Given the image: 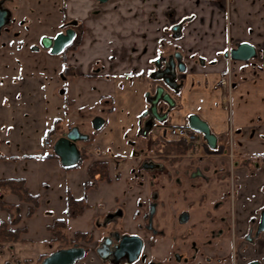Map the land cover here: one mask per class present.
Segmentation results:
<instances>
[{
    "label": "crops",
    "instance_id": "0c3cea01",
    "mask_svg": "<svg viewBox=\"0 0 264 264\" xmlns=\"http://www.w3.org/2000/svg\"><path fill=\"white\" fill-rule=\"evenodd\" d=\"M1 2L8 20L0 28V180L23 179L30 195L44 193L46 180L57 169L59 159L44 151L42 142L54 127H59V110L67 112L76 101L75 96L53 99L58 79L68 80L72 87L75 80L90 81L100 90L97 100L103 113L97 116L104 122L91 140V148L78 143L88 150L86 154H92L93 149L101 154L109 149L124 156L131 153L129 137L140 131L138 118L146 106L145 77L154 70L160 54L176 50L185 67L184 85L169 112L168 123L183 125L189 114H197L223 142L232 137L237 157L256 156L254 174L241 175L240 188L248 190L242 197L252 194L255 198L253 194L257 193V200H264V0ZM71 21L81 26V41L76 48L52 54L42 46V38H53ZM240 42L261 50V63L240 65L237 86L222 95L216 88L219 75L234 68L222 53ZM236 139L241 145L245 143L243 149L234 145ZM11 196L15 195L0 188V204L5 210L12 205ZM132 197L133 213L137 192ZM2 210L0 221H7ZM240 210L241 220L245 210L250 212L248 216L254 211L244 203ZM61 215L55 220L62 219ZM33 216L26 218L31 220ZM39 220L44 233L40 231L38 236L28 223L9 227L24 231L19 241L0 242V264H40L44 257L63 248L52 241L54 231L47 228L53 221ZM64 230L61 232L68 237ZM94 247L90 242L87 256L75 264H108L95 255ZM251 247L258 257L243 261L242 246V263L259 260L262 264L263 254L257 245Z\"/></svg>",
    "mask_w": 264,
    "mask_h": 264
},
{
    "label": "rangeland",
    "instance_id": "374dc122",
    "mask_svg": "<svg viewBox=\"0 0 264 264\" xmlns=\"http://www.w3.org/2000/svg\"><path fill=\"white\" fill-rule=\"evenodd\" d=\"M145 80H147L145 91L149 92L152 90V83L149 78H145ZM80 81V79L75 80L73 87L69 85L70 82L68 80L65 81L58 79L54 82L56 91L53 99L58 100L60 96L62 99L75 96L76 101L74 102V105L69 106L70 108L67 112H63L62 109L59 110L60 113L57 114L58 117L61 118V121L59 122V127H54L53 132L55 133L54 135L60 136L62 135V132L66 131L68 126L70 128L77 127L80 132L90 136V140L81 145H86L91 148L90 142L97 133V131H94L92 128V119L94 116L96 117L97 115H101L103 113L100 110L101 105L97 100L99 96L98 92L100 90L93 85V82L89 81L84 83L83 81ZM216 88H220L219 90L221 94L227 90V87L223 86L220 81L216 85ZM61 91H63L62 95ZM59 102H62V100H59ZM134 133L136 134L134 135ZM157 137L158 136L151 133L143 136L141 135V129L140 131L132 132L129 140L134 143V147L132 149H135L139 153L138 159H133L131 157V153H126V157H123L124 155H120L119 151H112L109 149L104 154L107 155L105 160L107 166L106 173L102 176L100 175V170H98L96 171V176L94 175L93 178H90L87 171L88 165L91 164L93 160H100L98 157L96 158V155L99 154L100 158L101 153L96 152L94 149V152L90 149L92 154L88 153L82 156L79 164L74 167L63 168L58 162L57 169L52 168L55 171L52 170L50 178L46 180L47 183L44 187V193L41 195H35L37 197V204L33 212L34 216L31 217V220L27 219L28 216H25L28 206L27 203H18L17 199L14 198L15 196H11L12 205H10L9 209L12 212L14 211V213L17 211L16 214H19L23 219L22 221L20 220L19 223H21V225L28 223V226L34 232V236H38L40 231L43 232V229L41 228L43 222L39 219H43L46 222H49L48 220L55 221V219L62 214L61 216L66 224V230H64V233L70 237L68 239L69 241H71V236H73L74 232L81 231L90 235L91 243L96 246L98 242H101L105 236L110 234V231L113 230L112 227H125L132 224L131 204L134 199L132 200L133 197L131 193V171L134 168L133 166L139 165L138 160L140 162L149 159L154 161L162 160L161 163L169 165L170 167L171 165L174 167L178 166V170H182L184 167L193 169V165L196 164V161H190L191 157L187 156L182 157V159L177 162L166 161L167 158L153 157L154 155H159L158 144L164 143L158 141ZM235 145L243 149L245 143L241 145V141L236 139ZM86 151L88 152L87 149ZM86 151L84 150V152ZM208 165L213 166L215 163H209ZM252 169L254 168L252 167ZM170 170V182L174 180L175 176H179L181 180L183 179L177 172H175V168H171ZM243 173V171H240L241 175H243ZM150 174V172L145 174V186L141 189L143 192L142 200L145 204L147 203L146 193L150 190L148 188V177ZM210 174L209 186L202 190L200 189V192H206V202L203 209H201L202 206L200 208L198 207L200 209L199 212L197 210V202H193L190 205L191 209H189L187 203H183L180 199L176 205L173 204L172 201L167 200L164 206L159 208L153 216V229L161 230L162 228L164 231L163 235L152 234L154 245L150 247V255L154 261L159 264H177V262L174 261L173 254L174 251L180 248V250H186L189 256V261L181 264H232V239L235 238V236H232L231 231H229L226 226L222 234L217 236L213 235L211 233L213 229H223V226L219 222L210 221L204 217V212L207 210L208 213H210V216L215 218L219 217L216 214H228V203H225L224 207L221 206L218 209H216L213 204L220 201L221 191L226 190L229 184L227 183V186L219 187L217 180L214 179L216 178L215 175L211 172ZM186 180L187 179H184V181ZM166 181L167 179L164 178L163 182ZM32 190L34 192L36 189L32 187ZM66 192L70 193L74 198L82 199V201L86 204V208L76 218H67L65 216L64 202ZM242 192L243 196H245L248 194V190L242 191V188L239 190L241 203H244L250 208H254L255 204L257 207L261 206V203L257 200V193L253 194L255 198L253 197V201H251L248 200V197H242ZM194 195L195 196H193V198L197 200L198 194L195 193ZM193 198L191 196V199ZM226 202H228V200ZM144 209L146 210V206H144ZM182 209H189L190 211V219L184 224L179 223L177 220V216ZM118 210L121 211L122 215L117 214ZM194 211L195 214L193 213ZM239 211H241L240 206ZM14 213H12L13 218ZM249 213L248 210H245L243 220L239 219V221H242V235L247 233L248 227L245 218H248ZM109 214L113 215V217H109ZM173 214L176 215L173 217ZM142 234L145 238L149 235V233H144L143 231ZM253 234L254 231L252 233V237ZM258 237L259 240L253 239L252 244H247L243 241L242 246L245 248L243 261H246L250 257H258L257 254H254L255 249L251 247L257 245L260 250V254H263L262 264H264V232ZM52 241L54 240L52 239ZM58 242L62 247H65L66 245L68 247L73 246L71 245L72 242ZM54 245L58 246L59 244L55 243ZM193 245L196 248L195 251L192 249ZM207 258L210 259L209 263L207 262Z\"/></svg>",
    "mask_w": 264,
    "mask_h": 264
},
{
    "label": "flooded vegetation",
    "instance_id": "af4514ba",
    "mask_svg": "<svg viewBox=\"0 0 264 264\" xmlns=\"http://www.w3.org/2000/svg\"><path fill=\"white\" fill-rule=\"evenodd\" d=\"M107 1V0H106ZM105 1V2H106ZM2 2L0 0V6ZM76 22L71 21L64 27H62L63 31L65 32L67 29H73L75 32V36L77 34V31L75 29L76 27ZM75 38V37H74ZM240 43H247V42H240ZM238 43V44H240ZM238 44H235L233 47L228 46L225 51L222 53V57L224 59H228L230 61V65H232L234 68L231 70V68L226 69L222 71L219 75V81L222 83L223 86H226L228 90H233L237 85V73L239 71L240 65H245L248 67H251L254 65V63H258L259 57L261 56L262 59V51L257 49L254 45H252L256 51V55L249 60L246 61H234L229 59L228 55H225L230 49L235 48ZM156 59H158V62L155 63L154 61V70H152L148 77L150 82L152 83V90L151 91H145L144 92V99L146 106L144 109L141 111L139 114L138 118V125H140L141 129V135L145 123L150 119V115L148 113V108L149 104L146 100L145 93H149V97L154 96L155 91L158 87L162 88V93H168L174 101H176L177 96L180 93L181 88L184 85V73L178 71V67H183V61L181 60V57L179 53L175 50L168 51L164 54H160ZM155 59V60H156ZM232 63V64H231ZM155 64H158L155 65ZM213 64V63H211ZM174 65V66H173ZM157 66V67H156ZM174 67V72L176 73L174 79L171 78L172 75V68ZM185 68V67H184ZM155 76H158L155 78ZM228 79V80H227ZM167 83L171 84L170 86L167 85ZM172 84L174 86H172ZM176 86V89H174ZM176 95V97H175ZM158 116L165 118L161 121H158L156 119H152V127H160L161 133L157 134V140L164 142L163 144H158V154L159 155H154L153 157L155 158H167L166 161L172 162L175 161L177 162L178 160L182 159V157L187 156L191 157L190 161H196L195 165H193V169L186 168L184 167L182 170H178V166L174 167L171 165H165L160 161H154V160H144V161H139L138 166H133V170L131 171V177H132V186H131V192H137V200H135V205L137 207L136 210L131 211V223L133 225V228H131V225H127L125 227H118L114 226L112 227L113 230L110 231V234L108 236H105L101 242H98V244L94 247V253L95 255L102 261H106L108 264H159L158 262L154 261L152 256L150 255V247L154 245V241L152 239V234H159L163 235L164 231L162 230H155L152 227V219L157 210L161 207L164 206V204L167 202V200L172 201L173 204H177L178 200L182 201L183 203H187V206L189 209H191L190 205L194 202H197L198 206L197 208L205 207V202H206V192H200V189L207 188L210 184V172L215 175L217 180V184L220 186H227V183L229 184L228 188L226 190L221 191V196H220V201L214 203V207L216 209L220 208L221 206H225V203H228V208L227 212L228 214H216L219 217L215 218L210 216V213H208V210L204 212V217L209 219L210 221H216L222 224L223 229L216 228L215 230L213 229L211 233L213 235H220L222 234L223 230L225 229V226L229 231H231L232 236H235V238L232 239V253H231V259H232V264H246L242 263V243L245 241L247 244H252L253 239H258L259 234H256V228L259 222V217H260V212L264 209V200L261 201V206L253 208L254 211L252 214L248 216L247 219V233L242 235V221L241 220V215L239 214V206L241 208V201L239 197V190L241 189L240 187L242 186V183L240 182L241 180V174L240 171H243L247 176H252L254 174L255 169H252L254 166L255 158L256 156L250 154L245 157L239 156L237 157L236 154L233 152V144L231 141L232 137H228V141L225 143L216 136V146L215 148H210L206 141L203 139L202 134L197 133L196 131L192 130L188 125L185 126L187 122L183 125H180L181 127L174 125L175 127H179V129H185L189 132H192V139L190 141H186L182 135H172L168 134L167 130L169 128L174 127L173 125H170L168 123L169 120V112L174 108V107H169L167 103L163 101L158 102ZM188 117V116H187ZM206 122V121H205ZM151 130V128H150ZM150 130L147 132V134L150 132ZM212 131V130H211ZM146 134V135H147ZM145 136V135H143ZM179 140H182L185 145H186V150L183 154H174L173 152L167 154L165 151V146L168 142H177ZM131 143V157L133 159H138L139 153L135 150L132 149L133 142ZM235 145V143H234ZM134 150V151H133ZM120 156V155H118ZM126 157V156H123ZM106 158L107 155H102L100 156V160H97L96 162H104L106 163ZM237 159V160H234ZM229 165H228V162ZM147 163H151L153 167L146 166ZM213 164L215 165H208V164ZM202 164V165H201ZM228 165V166H227ZM192 166V165H191ZM176 169L175 172L178 173L183 179L181 180L179 176H175L174 180L172 182L169 181L170 176L169 172H171L170 169ZM254 168V167H253ZM98 171V169H97ZM100 172V171H99ZM150 172L151 174L149 175V182H148V188L150 189L146 193V201L147 203L145 204L142 200V190L143 186H145L144 183V178L145 174ZM106 173V168L104 171V174L100 175H105ZM174 173V171H173ZM243 173V175H244ZM166 178L167 181L163 182V179ZM184 179H187L184 181ZM196 179V180H195ZM239 181V182H238ZM134 183V184H133ZM199 189V190H198ZM198 194L197 200L193 198L195 196L194 194ZM145 196V195H144ZM191 196L193 199H191ZM253 197L252 194L248 196V200L252 201ZM228 200V202H226ZM144 206H146V210L144 209ZM1 207V205H0ZM2 208V207H1ZM197 209L198 212L200 209ZM189 209H182L178 216L177 220L179 223L180 217L183 214L187 215V220L184 222H188L190 219V211ZM6 215L8 217V211L6 209ZM17 213V211H15ZM176 212V211H174ZM15 213V214H16ZM195 214V211L193 212ZM14 214V218L18 217L17 215ZM118 215H122L121 211H117ZM163 214V213H162ZM176 214H173V217ZM109 217H113V215L109 214ZM8 223L7 221H4ZM181 223V224H184ZM16 225V224H15ZM162 225V224H161ZM10 226H14L9 223L8 229ZM110 230V229H109ZM108 230V231H109ZM217 230V231H216ZM106 231V232H108ZM142 231L145 233H149L147 237L145 238L142 234ZM254 231L253 237L252 233ZM106 235V234H105ZM136 236L142 240V248L137 256L136 260H133L132 262H129L128 259L133 257L134 254L130 249L125 248V250H120L118 251L117 247L120 244V241L124 236ZM151 235V236H150ZM183 237V236H182ZM82 244H86L85 242H81ZM78 244V243H74ZM73 244V245H74ZM86 254L84 258L87 256L88 252L90 249L88 247H84ZM192 249L195 251L194 245L192 246ZM120 253V254H119ZM123 256L119 259L118 262L115 261L117 255ZM106 255V256H103ZM83 258V259H84ZM174 261L177 262V264L185 263L189 261V256L186 250H180L178 248L176 251H174L173 254ZM207 262H210V259L207 258ZM260 262V261H259ZM261 264V262H260Z\"/></svg>",
    "mask_w": 264,
    "mask_h": 264
},
{
    "label": "water",
    "instance_id": "95a60500",
    "mask_svg": "<svg viewBox=\"0 0 264 264\" xmlns=\"http://www.w3.org/2000/svg\"><path fill=\"white\" fill-rule=\"evenodd\" d=\"M100 3H104L106 0H97ZM8 20V11L0 7V28H2ZM75 32L73 29H67L65 32L57 33L53 38L44 37L41 39V44L43 47L48 48L50 53L59 54L67 46H69L74 38ZM225 55H228L231 60L246 61L256 55L254 47L248 43H240L235 48L230 49ZM202 61V60H201ZM158 62V59L155 60V63ZM158 66V64H155ZM156 66V67H157ZM174 66V65H173ZM173 72L171 78L174 79L176 73L174 72V67L172 68ZM185 70L183 67H178L179 72ZM158 76H155V78ZM167 85H171L167 83ZM172 86H174L172 84ZM176 89V86L175 88ZM146 100L149 104L148 113L150 119L145 123L142 134L146 135L147 132L152 127V119L161 121L165 118L158 116V102L163 101L168 104L169 107H174L175 102L172 97L168 94L162 93V88L158 87L155 91L154 96L149 97V93H145ZM103 124V119L99 116H96L92 119V128L98 130ZM187 125L194 131L202 134L203 139L206 141L210 148H215L216 146V136L211 132L208 124L201 119L196 114H189L187 117ZM88 135L81 133L77 127L71 128L64 136L59 137L53 146L54 154L59 158L60 165L64 168H70L76 166L81 159V154L78 148L76 147V142L86 141ZM146 166L153 167L151 163H147ZM187 220V215L183 214L179 221L184 223ZM264 231V209L260 212L259 222L256 228V234H259ZM125 248L132 250L134 256L129 258L128 261L132 262L137 259L141 248L142 240L136 236H124L120 241L119 246L117 247L118 251L125 250ZM86 251L84 247L74 245L68 248L58 249L49 255H47L40 264H75V262L84 258ZM120 254V253H119ZM117 255L115 261L118 262L119 259L123 256ZM106 256V255H103ZM246 264H260L258 261H250Z\"/></svg>",
    "mask_w": 264,
    "mask_h": 264
},
{
    "label": "trees",
    "instance_id": "16d2710c",
    "mask_svg": "<svg viewBox=\"0 0 264 264\" xmlns=\"http://www.w3.org/2000/svg\"><path fill=\"white\" fill-rule=\"evenodd\" d=\"M77 34L73 39L72 43L67 47L68 50L76 48L81 41V26L75 27ZM186 145L182 140L177 142H168L165 146V151L167 154L173 152L174 154H183L186 150ZM52 156H55L53 153ZM106 163L104 162H93L88 166V174L90 178H93L97 173V169L100 170L101 174H104ZM23 179H2L0 180V188L8 189L12 194H14L19 200L28 203L30 206L27 207L26 216H31L37 204V197L35 195H30L24 187ZM3 208V205L0 204ZM86 205L81 199H76L71 196L70 193L66 192L65 197V216L67 218H76L79 216ZM19 222V217L13 218V215L8 211V223L0 221V242H13L21 240L20 236L24 231V228L8 229L9 223L15 225ZM48 230L54 231L53 240L60 241L61 243L72 242L71 245L78 242H85L89 244L91 242V236L85 232H74L71 241L66 237L61 230L66 228L64 219H59L53 221L51 224L47 225ZM67 247V245L65 246Z\"/></svg>",
    "mask_w": 264,
    "mask_h": 264
},
{
    "label": "built area",
    "instance_id": "2783aa9c",
    "mask_svg": "<svg viewBox=\"0 0 264 264\" xmlns=\"http://www.w3.org/2000/svg\"><path fill=\"white\" fill-rule=\"evenodd\" d=\"M168 133L172 134V135H182L183 138L188 142L192 139L193 135L192 132H189L185 129H179V128H169L168 129ZM54 141V137L51 136L49 139L44 141V149H51L52 148V144Z\"/></svg>",
    "mask_w": 264,
    "mask_h": 264
}]
</instances>
